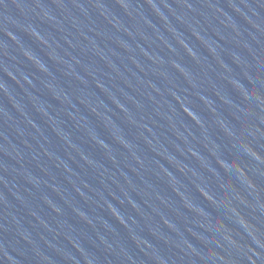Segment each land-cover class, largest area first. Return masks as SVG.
<instances>
[{
	"label": "water",
	"instance_id": "1",
	"mask_svg": "<svg viewBox=\"0 0 264 264\" xmlns=\"http://www.w3.org/2000/svg\"><path fill=\"white\" fill-rule=\"evenodd\" d=\"M0 264H264V0H0Z\"/></svg>",
	"mask_w": 264,
	"mask_h": 264
}]
</instances>
